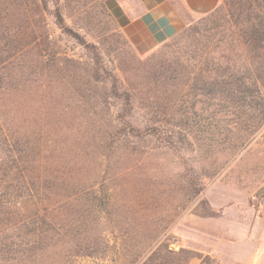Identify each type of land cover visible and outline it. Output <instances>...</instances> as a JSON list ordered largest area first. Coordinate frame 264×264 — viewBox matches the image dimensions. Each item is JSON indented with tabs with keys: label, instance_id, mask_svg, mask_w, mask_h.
I'll use <instances>...</instances> for the list:
<instances>
[{
	"label": "rangeland",
	"instance_id": "rangeland-1",
	"mask_svg": "<svg viewBox=\"0 0 264 264\" xmlns=\"http://www.w3.org/2000/svg\"><path fill=\"white\" fill-rule=\"evenodd\" d=\"M57 1L88 45L58 25L56 0H0L14 15L0 18V47L5 26L27 44L0 68V264H216L215 252H242L264 218V199L250 201L264 146L239 145L264 138V108L218 84L225 0L151 46L107 0ZM125 93L126 119L163 139L118 119ZM37 210L52 225L28 224Z\"/></svg>",
	"mask_w": 264,
	"mask_h": 264
},
{
	"label": "trees",
	"instance_id": "trees-1",
	"mask_svg": "<svg viewBox=\"0 0 264 264\" xmlns=\"http://www.w3.org/2000/svg\"><path fill=\"white\" fill-rule=\"evenodd\" d=\"M56 8L54 15L56 17L58 25L68 34L74 35L80 42L86 43L83 36L74 32L65 22L63 13L58 4V1L54 2ZM226 4V22L225 27L226 37L220 38L222 41L223 53L219 57V61L216 66L218 84L222 87L235 88L237 92L249 89L250 93L241 95V98L249 99L250 105L254 103V107H259L255 102L262 103L264 108V0H225ZM220 6L219 8H221ZM219 8L217 10H219ZM216 10V11H217ZM216 11L211 13L214 14ZM26 15V14H25ZM13 13L0 11V18L7 17L10 19ZM27 16V15H26ZM29 15L27 16V20ZM13 27H3L7 42L0 47V68L11 62L12 59L21 55L25 49H27L26 42H22L19 35L25 33L20 28L18 31H13ZM33 42H37L38 33L30 27ZM17 39H20L19 41ZM88 45V44H85ZM96 58L98 54H95ZM7 66V65H6ZM124 110L118 114V119L126 123V127L131 134L138 136L141 134L158 135L163 139L165 133L161 131L157 126L146 128L142 130L137 126H134L130 121L126 119L131 113L132 103L129 93H125ZM262 98L261 101L257 97ZM261 104V105H262ZM245 125L238 127L241 133L244 130ZM258 131H264V122L257 126ZM145 131V132H144ZM6 130L2 124H0V134L6 139ZM170 137V136H169ZM2 141L0 140V143ZM168 145L175 147L174 143L169 139ZM253 144L256 146H264V138L262 139H250L245 138L240 142L239 149H244L249 145V151L253 149ZM176 148V147H175ZM9 167L15 168L16 158H11ZM3 162V158L0 156V163ZM261 163L259 169L263 171V177L258 186H256V193L250 197V201L255 198L264 199V157H262L258 164ZM2 164V163H1ZM253 203V202H252ZM28 224H31L35 229H38L42 223L46 225H52V222L48 219L47 215L37 210L33 214ZM27 222L25 225H27ZM27 227V226H26ZM43 245L49 246L52 244L53 238L43 237ZM52 239V240H49Z\"/></svg>",
	"mask_w": 264,
	"mask_h": 264
},
{
	"label": "crops",
	"instance_id": "crops-1",
	"mask_svg": "<svg viewBox=\"0 0 264 264\" xmlns=\"http://www.w3.org/2000/svg\"><path fill=\"white\" fill-rule=\"evenodd\" d=\"M223 0H107V5L119 26L132 38L146 45H159L174 36L190 23L216 11ZM210 217L206 220L216 221ZM213 222V223H214ZM243 235V251L227 256L215 252L216 264H264V218H257ZM227 256V257H226Z\"/></svg>",
	"mask_w": 264,
	"mask_h": 264
},
{
	"label": "built area",
	"instance_id": "built-area-1",
	"mask_svg": "<svg viewBox=\"0 0 264 264\" xmlns=\"http://www.w3.org/2000/svg\"><path fill=\"white\" fill-rule=\"evenodd\" d=\"M199 264H209L207 261H202Z\"/></svg>",
	"mask_w": 264,
	"mask_h": 264
}]
</instances>
